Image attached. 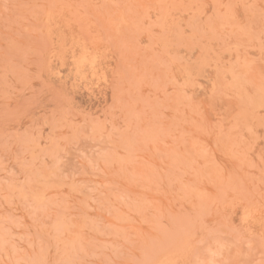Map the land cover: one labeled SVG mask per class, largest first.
<instances>
[{"label":"rangeland","instance_id":"1","mask_svg":"<svg viewBox=\"0 0 264 264\" xmlns=\"http://www.w3.org/2000/svg\"><path fill=\"white\" fill-rule=\"evenodd\" d=\"M0 264H264V0H0Z\"/></svg>","mask_w":264,"mask_h":264}]
</instances>
